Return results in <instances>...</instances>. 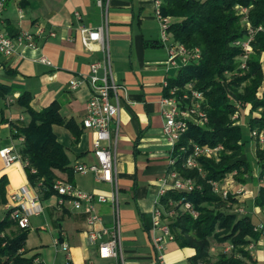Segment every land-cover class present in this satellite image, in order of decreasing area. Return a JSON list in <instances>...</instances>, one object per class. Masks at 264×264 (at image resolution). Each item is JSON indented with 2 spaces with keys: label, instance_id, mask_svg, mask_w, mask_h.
Listing matches in <instances>:
<instances>
[{
  "label": "crops",
  "instance_id": "1",
  "mask_svg": "<svg viewBox=\"0 0 264 264\" xmlns=\"http://www.w3.org/2000/svg\"><path fill=\"white\" fill-rule=\"evenodd\" d=\"M76 12L81 14L80 19ZM1 23L9 36L20 31L35 32L41 25L55 31L56 35L38 37L36 48L19 47L7 56H0V84L9 88L8 94L0 98V113L8 120L0 126V146L15 145L20 150L22 143L14 137L9 120H30L29 113L17 102L23 93L29 92L33 108L40 110L57 102L64 117L81 130L77 139L66 126H53L74 166L95 161V133L83 127L91 95L89 81L85 78L77 89H72L71 84L90 73L92 62L106 58L98 44L89 47L83 44L79 26L105 25L114 77L127 87L131 100L122 103L120 132H113L110 142L120 187L122 251L126 264H160L152 243L153 212L161 188L170 185V179L165 181V178L172 168L174 149V144L163 133L161 100L165 96L166 82L176 77L180 68L169 63L168 50L160 41L154 0H111L107 24L96 0H7ZM43 55L51 64L40 60ZM3 175L8 184L7 202L0 205L1 217L6 213L10 194L31 184L22 161L5 167L0 160V178ZM58 176L87 192L110 195L113 190L112 184L96 180L93 173L82 174L73 169L58 172ZM60 199L58 195L41 199L44 211L34 216H44L48 221L39 228H49L52 224L57 235H53L52 246L30 247L27 241L29 254L38 253L37 260L43 264L100 262L98 245L91 244L88 238L86 214L74 209L68 199L60 204ZM95 208L103 225L112 226L111 203L95 201ZM255 217V224L264 220L259 214ZM31 226L32 219L29 228ZM15 230L16 227H12L8 232ZM61 231L66 233L70 245L69 263L66 252L54 244ZM195 252L193 247L171 241L165 252V264H194L191 258ZM255 254L257 261L264 260V234L256 243Z\"/></svg>",
  "mask_w": 264,
  "mask_h": 264
},
{
  "label": "trees",
  "instance_id": "2",
  "mask_svg": "<svg viewBox=\"0 0 264 264\" xmlns=\"http://www.w3.org/2000/svg\"><path fill=\"white\" fill-rule=\"evenodd\" d=\"M253 5L250 19L253 25L264 27V0H163L162 12L172 17L170 31L174 38L189 48L197 47L201 58L179 69L176 77L168 80L165 95L172 87L183 88L191 83L206 96L204 109L208 123L201 126L190 122L189 128L175 143L172 157L175 167L183 178H192L196 187L193 190H167L160 197L166 206L171 200L190 201L198 213L195 217L189 211H180L170 221L174 238L181 246L193 247L194 264H247L244 258L257 264V260L243 246L257 242L263 237V230H255L256 224L249 215L238 217L235 212L224 210L227 201H236L229 194L222 197L215 192L212 182L222 180L227 173L237 170L241 181L245 175L253 172L252 163L243 158L247 139L241 125L233 121L232 116L251 106L253 116L250 119L251 130L264 131V30L257 33L253 42L254 51L250 55L248 68L239 67L242 49L235 44L246 36L242 16L235 11V5ZM16 32L13 36L18 35ZM226 73H232L227 77ZM241 87V88H240ZM240 88V89H239ZM9 88L0 84V98L8 94ZM261 93V95H260ZM179 94L181 92L179 91ZM29 92L23 93L17 100L30 115L29 121L9 120L15 138L23 137L20 147L22 159L28 161L25 171L29 182L37 187L41 199L58 195L54 188L59 178L58 172H72L74 165L67 148L58 140L54 125H64L71 129L78 139L81 130H77L71 119L61 113V106L54 102L50 106L37 110L30 105ZM261 109V112H257ZM8 120L0 113V126ZM251 138L253 135L251 133ZM194 143L224 145L222 159L216 162L202 156L198 158L200 167L187 168L186 158L193 152ZM256 158L259 177L264 178V148H257ZM8 179L0 178V205L7 202ZM254 204L264 206V183L255 194ZM16 227L14 232L8 229ZM30 228L20 227L10 217V210L0 220V264H43L38 262V253L29 254L27 241ZM211 237L219 243L231 241L239 253L219 254L212 260L209 247Z\"/></svg>",
  "mask_w": 264,
  "mask_h": 264
},
{
  "label": "built area",
  "instance_id": "3",
  "mask_svg": "<svg viewBox=\"0 0 264 264\" xmlns=\"http://www.w3.org/2000/svg\"><path fill=\"white\" fill-rule=\"evenodd\" d=\"M98 6L103 10L106 17V24L108 20V12L111 0H96ZM7 0H0V56H7L15 52L19 47L21 48H36V39L42 36H55L56 32L53 30H46L44 26H38L35 32L20 31L16 36H9L1 23V17L6 7ZM163 0H154L155 15L160 24V41L166 46L169 55V63L181 68L197 61L201 58V51L199 48H189L187 45L181 43L174 38L170 31L172 17L164 15L162 12ZM252 5L245 6L236 4L235 8L239 14L242 15L245 21L246 36L235 42L237 46L242 49L240 56L241 66L248 67L247 62L250 55L254 51L253 42L255 41L258 32L263 31L262 25L255 26L252 24L249 14V9ZM76 16L80 19L81 14L76 12ZM81 40L85 46L91 44H98L100 48L106 53V58L97 60L91 63L90 73L86 77L75 79L72 81L71 88L77 89L84 82L85 78L89 81L91 86V95L87 103V113L83 119V127L91 129L95 133L94 139V156L95 161L91 163H77L74 170L78 173H93L96 180L109 182L113 185V190L110 195L96 194L87 192L77 188L72 183L58 178L55 181L54 188L58 192L60 204L66 199L70 200L73 208L82 211L86 214L87 233L91 244L98 245V259L90 260V264H126L122 251V226L120 220V203H119V182L118 169L116 159L110 145L112 133L118 134L120 132L119 115L122 108V103L125 101L131 102L127 87L119 83L114 77L112 71V62L110 59V44L107 37V30L105 25L98 27H88L85 25L79 26ZM40 60L46 64H51V61L45 56H41ZM1 67V61H0ZM103 72V74H101ZM168 82H166V86ZM191 95L187 92L179 94L182 88L172 87L168 95H165L161 100L162 114L164 116L163 133L175 145L180 136L187 131L190 122H194L201 126L208 123V116L201 103L203 93L200 90H195L191 83L184 86ZM192 99V105H185L182 99ZM186 100V101H187ZM241 113L237 111L233 118L238 119ZM255 138L264 140V132L252 131ZM19 142L23 143L24 138L19 137ZM223 144L210 145L194 143L193 152L186 158L184 166L187 168L200 167L198 158L214 157L222 153L224 150ZM0 160L3 161L5 167L11 166L16 161H22L24 166L28 165V161L22 159L20 151L15 145L0 146ZM172 168L165 181L170 179V185H164L156 200L154 208V236L152 243L156 252V259L160 264H165V252L171 241H174V234L170 227V221L174 218L178 211H189L195 217L198 213L190 201H174L171 200L166 206L160 201L161 195L167 190H193L196 183L192 178H183L175 167V159H171ZM214 187L219 192V181H214ZM238 197L242 196L244 199L248 197L255 198L256 192L246 185H241L237 192ZM223 197L228 196V190L222 192ZM236 197V196H235ZM237 198V197H236ZM95 201L110 202L114 212V223L112 226H105L102 223V217L98 214L95 208ZM6 212L10 210V217L20 227L27 228L30 226L31 217L40 215L44 211L41 203V195L37 187L32 184L21 188L17 192H13L9 196V202L5 205ZM240 213H246L245 208H239ZM257 211L260 212V209ZM3 217V216H2ZM0 216V220L2 218ZM255 230H264V222L258 223ZM55 246L66 252L67 263L70 262V245L67 240L65 232L61 231L60 235L54 241ZM234 248L231 245L228 249ZM249 251L256 249V244L253 242L248 246ZM36 261H38L36 259ZM197 264H204L198 262ZM209 264H214L211 261Z\"/></svg>",
  "mask_w": 264,
  "mask_h": 264
},
{
  "label": "rangeland",
  "instance_id": "4",
  "mask_svg": "<svg viewBox=\"0 0 264 264\" xmlns=\"http://www.w3.org/2000/svg\"><path fill=\"white\" fill-rule=\"evenodd\" d=\"M252 8H253V5L249 9V14H250V11ZM235 11H236V13H238V11H240V9L237 10L235 8ZM242 24L244 26L246 24L245 21L243 20V17H242ZM261 60H264V54H262ZM239 67L242 70H245L248 68V67L243 68L241 66L240 59H239ZM226 75H227V77H230L232 75V73H226ZM193 88H195V87H193ZM195 90H196V88H195ZM180 92L183 94L185 92H187L191 95V92L188 91L184 87L181 89ZM202 93H203V99H202L201 103H202L203 108H204L206 96H205L203 91H202ZM260 95H261V93H260ZM186 100L187 99H182L183 104H185L187 106L192 105L193 101L191 98L188 99L187 101ZM250 110H251V106L249 105V106H247L246 109L242 110L240 118L235 119V118H233V116H234L233 115L232 119H233V121H235L241 125V130H242V133L244 135V138L247 139L246 146H245V154L242 155V157L248 159L252 163L253 172L248 173L244 176L246 181H241L238 179L239 174H238L237 170H234L233 172L227 173L225 175V177L219 181L220 186H219V192L218 193L223 197L224 195L222 194V192L224 190H228V195L231 194L234 197L235 196L237 197V198L235 197L236 198L235 202H233L232 200L227 201V204L224 207L225 211L235 212L238 214V217H241L244 215H249L253 218V221L256 222L257 221V218L255 217L256 214L263 216V219H264V206L255 205L254 199L252 197H251L252 200H249L248 199L249 197L244 199V197H242V196L238 197V194L236 193L238 188L241 185H246L247 187H249L250 189L254 190L257 193L259 190V186L264 183V178L262 179L259 177V168L260 167L258 166L257 158H256V150L259 147H261V149L264 148V140L262 141L258 138H255V136H253L254 137L253 139L251 138L252 130H251V126H250V119L253 116V114ZM257 112H261V109L258 110ZM261 132H264V131H261ZM206 158H211V159L215 160L216 162H220V160L222 159V153L217 155V156H214V157H206ZM212 184H213V188L215 190L214 183L212 182ZM215 192H217V191L215 190ZM46 202L48 203L50 201L48 200ZM242 207L245 208L246 213H240L238 211V209L242 208ZM258 209H260V212L257 211ZM178 213H179V211H178ZM31 219H32V226L29 230L28 245L30 247H34V246L41 247L44 245L52 246L53 235L56 236L57 233L55 230H53V226H52L51 222H50L51 225L49 226V228L46 227L44 229V228H39L41 224H45L48 221L44 218V216H41V217L33 216ZM261 222H264V220L260 221L259 223H261ZM263 232H264V230H263ZM251 243H253V242H251ZM251 243H249L247 245H243V246H238V247H243L245 250L249 251L248 246ZM254 243L256 244L257 242H254ZM231 245H234L231 241L219 243L214 237H211L209 251L212 253L211 254L212 260H215L219 254H224V253H226L228 255L236 253L237 256L244 258V256H242L241 253H239L237 250L235 251V249H236L235 247L232 248V250L228 249ZM255 252H256V249H254L253 251L251 250V252H250L253 257H255V255H256ZM244 260L246 261L247 264H254L248 258H244ZM257 264H264V260L257 261Z\"/></svg>",
  "mask_w": 264,
  "mask_h": 264
}]
</instances>
